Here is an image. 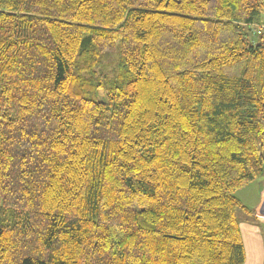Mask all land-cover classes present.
<instances>
[{"label":"trees","instance_id":"trees-1","mask_svg":"<svg viewBox=\"0 0 264 264\" xmlns=\"http://www.w3.org/2000/svg\"><path fill=\"white\" fill-rule=\"evenodd\" d=\"M263 26L264 0H0V264H244Z\"/></svg>","mask_w":264,"mask_h":264},{"label":"crops","instance_id":"crops-1","mask_svg":"<svg viewBox=\"0 0 264 264\" xmlns=\"http://www.w3.org/2000/svg\"><path fill=\"white\" fill-rule=\"evenodd\" d=\"M255 185L257 187L254 190L255 195H249L248 189L252 190ZM237 195L250 210V212L241 211L240 217V230L246 257L244 264H264V178L241 187Z\"/></svg>","mask_w":264,"mask_h":264},{"label":"rangeland","instance_id":"rangeland-1","mask_svg":"<svg viewBox=\"0 0 264 264\" xmlns=\"http://www.w3.org/2000/svg\"><path fill=\"white\" fill-rule=\"evenodd\" d=\"M261 26V25H260ZM262 28H264V26L262 27ZM259 178H257L256 180H258ZM251 183V182H250ZM250 183H248V184H250ZM256 184V183H255ZM245 186H247V184L246 185H244L243 187H245ZM241 189V188H240ZM257 189V187H256V185H255V187L251 190V189H248L249 191H248V193H249V195H255V191L254 190H256ZM237 192H238V190L236 191V195H237ZM238 196V195H237ZM251 201H252V199H251V197L249 198ZM241 212L240 211H238V217L240 218L241 217Z\"/></svg>","mask_w":264,"mask_h":264}]
</instances>
